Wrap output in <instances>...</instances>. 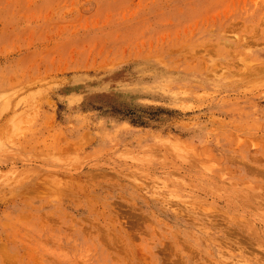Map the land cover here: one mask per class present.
<instances>
[{
    "label": "rangeland",
    "instance_id": "374dc122",
    "mask_svg": "<svg viewBox=\"0 0 264 264\" xmlns=\"http://www.w3.org/2000/svg\"><path fill=\"white\" fill-rule=\"evenodd\" d=\"M0 264H264V0H0Z\"/></svg>",
    "mask_w": 264,
    "mask_h": 264
}]
</instances>
